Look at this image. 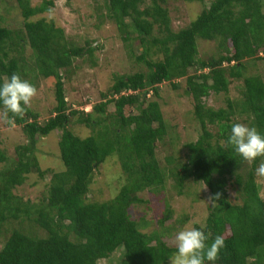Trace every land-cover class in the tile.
Here are the masks:
<instances>
[{"label": "trees", "instance_id": "16d2710c", "mask_svg": "<svg viewBox=\"0 0 264 264\" xmlns=\"http://www.w3.org/2000/svg\"><path fill=\"white\" fill-rule=\"evenodd\" d=\"M102 1L105 17L123 41L136 33L142 45L137 58L146 71L113 74L110 86L100 93L102 100L85 111L66 102L63 80L77 66L76 58L85 56L93 64L91 53L96 47L87 41L68 44L51 21L29 19L48 11L52 1L31 5L30 0H15L23 34L0 26V85L13 73L21 79L25 75V45L30 49L31 72L54 78L52 115L39 122L38 113L28 107L24 117H16L13 123L19 125L25 142L14 147L11 162L0 170V227L7 232L0 264H97L115 250H120V257L114 264H166L177 251L161 237L168 228L143 232L127 210L143 202L137 192L147 189L157 194L164 187L165 173L155 159L154 146L166 123L152 97L158 96L161 83L177 88L179 79H184V91L191 97L199 134L183 143L185 161L169 171L174 187L182 193L186 180L193 179L206 187L209 197L222 194L215 205L207 206L203 223L193 224L210 234L208 245L217 235L224 237L225 246L215 264H264V196L255 182V169L264 157L249 164L228 143L234 123L255 127L264 136V80L256 73H245L244 63V58L264 51L262 0H212L176 31L168 26L165 0H150L147 5L143 0ZM100 23L101 19L93 25ZM154 26L159 35L152 34ZM197 39H216L219 53L196 58ZM150 49L154 58H145ZM232 81L239 82V95L225 97V107L212 109L203 104L210 92L227 93ZM109 103L112 112L105 111ZM74 115V122L91 129L106 118L107 123L94 134L80 137L67 128ZM0 120L4 126L12 125ZM207 125L216 130L210 131ZM56 130L63 168H41L31 154L33 143L37 136ZM111 154L125 175L123 183L109 199H89L92 175ZM5 157L0 152V161H8ZM31 170L39 177L47 175L46 195L37 204L23 202L11 192ZM228 188L239 202L230 199ZM162 211L157 220L160 225L170 217L165 202Z\"/></svg>", "mask_w": 264, "mask_h": 264}, {"label": "rangeland", "instance_id": "374dc122", "mask_svg": "<svg viewBox=\"0 0 264 264\" xmlns=\"http://www.w3.org/2000/svg\"><path fill=\"white\" fill-rule=\"evenodd\" d=\"M42 0H30L31 5H36ZM49 10L31 16L29 19L42 17L45 21H51L55 27L62 30V35L68 44L84 45L85 41L90 46L96 47L91 53L93 64L89 59L76 58L72 68L71 76L63 80V95L66 102L78 110H89L91 103L102 100L100 93L105 92L112 83L113 74L131 73L135 71H146L142 60L137 56L142 52V45L138 41L135 32L129 34L127 41H123L114 23L105 17V9L102 0H51ZM212 0H165L163 6L166 8L168 26L176 31L187 25L202 8L207 7ZM150 3V0H143V5ZM261 12L264 14V0L261 2ZM100 14V17H97ZM101 19L102 23L93 25ZM127 21V19H126ZM23 18L15 4V0H0V26L12 32H22ZM129 29V28H128ZM152 34L159 35L156 27H153ZM150 49L145 58H154ZM23 56L26 57L28 65L22 76L23 80L34 85L37 89L36 96L32 99L30 108L38 113L37 121L43 122L52 115L51 109L53 100V77L39 76L37 70L31 72L33 63L28 58L30 49L24 46ZM219 53L217 40L197 39L196 58L205 59L209 55ZM159 55V54H158ZM245 73H256L264 80V51L256 55L244 58ZM37 73V74H36ZM180 85L172 88L167 83H161L158 96L152 97L157 100L163 120L166 123L161 139L155 142L154 156L159 166L165 173L163 189L157 194L147 189L137 192V196L143 200L138 204H132L127 212L132 219L138 220L139 229L143 232L161 230L166 227L162 239L168 244L175 246L176 234L185 229L193 228V224H202L207 214L209 192L200 182L193 179L186 180L182 193H177L174 187L172 176L169 171L173 170L185 161L186 148L183 143L194 140L199 134V126L193 117L191 97L184 91V79L176 80ZM239 82L232 81L228 86V92H210L202 99L206 107L216 109L225 107V97H237L239 95ZM150 94V92H148ZM129 108L126 107L125 111ZM111 103L105 107L106 112H112ZM74 115L67 128L74 134L83 137L100 130V125H94L92 129L74 122ZM104 118V114L102 115ZM210 131H215V126H206ZM59 131H52L47 135L37 136L32 146V155L35 156L41 168L60 170L63 168L58 156L56 139ZM25 142V137L20 131L19 125L12 124L4 126L0 120V152L8 158V161H0V170L8 166L14 156V147ZM113 156V157H112ZM114 154L107 156L99 164L93 173L88 185L87 197L90 199L104 200L114 195L123 183L124 174L121 171L118 160ZM170 161H167V160ZM255 182L258 186L260 196H264V177H258L255 172ZM11 192L20 197L21 201L29 203H40L47 192V175L39 177L33 170L24 176L21 184L16 185ZM230 199H235L232 188H228ZM170 208V217L161 225L157 220L162 216L163 203ZM22 216V215H21ZM22 224H26V218L22 216ZM25 219V220H24ZM0 227V247L3 236L7 233ZM173 256V255H172ZM120 257V250H115L106 258L97 260V264H114ZM166 264H171L170 258Z\"/></svg>", "mask_w": 264, "mask_h": 264}, {"label": "clouds", "instance_id": "9594fccd", "mask_svg": "<svg viewBox=\"0 0 264 264\" xmlns=\"http://www.w3.org/2000/svg\"><path fill=\"white\" fill-rule=\"evenodd\" d=\"M37 89L20 75L13 73L9 80L0 85V119L11 125L16 117L23 118L32 99L36 96ZM228 143L233 146L237 155L251 164L257 157H264V136L255 127L243 123L231 125ZM258 177H264V161L255 169ZM221 193L217 192L209 197V202L215 205L220 200ZM204 231L197 228H185L175 236L176 253L170 257L171 264H215L220 249L225 246L224 237L217 235L208 245L209 239Z\"/></svg>", "mask_w": 264, "mask_h": 264}]
</instances>
